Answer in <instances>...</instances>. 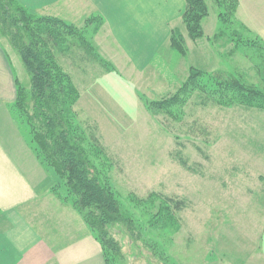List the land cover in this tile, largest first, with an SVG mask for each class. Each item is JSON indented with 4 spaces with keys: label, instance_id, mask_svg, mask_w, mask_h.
Instances as JSON below:
<instances>
[{
    "label": "rangeland",
    "instance_id": "obj_1",
    "mask_svg": "<svg viewBox=\"0 0 264 264\" xmlns=\"http://www.w3.org/2000/svg\"><path fill=\"white\" fill-rule=\"evenodd\" d=\"M204 3L208 14L201 20L202 37L193 41L185 26L184 35L172 29L183 38L184 56L174 51L169 41L175 55L186 58V42L199 44L198 40L205 39L201 47L208 49L200 51L195 46L189 54V61L199 63L198 67H189L183 81L169 82V86L163 85L166 71L156 74L159 83L138 93L135 107L125 106L132 95L123 89L122 81L115 80L120 74L105 58L100 41L94 42L98 31L92 33L91 28L97 21L89 23L87 18L67 24L84 31L82 36L93 42L96 55L111 64L110 72L79 49L67 52V43L74 37L60 27L56 34L50 32L52 38L42 45L45 51H54L58 67L77 89L75 132L88 153L91 173L99 177L132 221L130 226L113 223L106 227L118 247L111 264H264V110L236 102L203 104L205 97L197 92L175 98L170 116L147 107V102L179 95L192 69L206 74L224 72L264 92V0H241V18L247 25L238 20L237 0V23L219 33L216 3ZM31 14L53 18L47 13ZM180 20L183 24L182 15ZM210 20L216 23L212 34ZM0 44L12 58L17 84L29 91L30 75L1 31ZM152 77L147 75L144 81ZM124 83L130 86L136 82ZM108 89L109 96L104 94ZM18 126L26 136L27 128ZM168 199L181 202L182 208L176 210Z\"/></svg>",
    "mask_w": 264,
    "mask_h": 264
},
{
    "label": "crops",
    "instance_id": "obj_2",
    "mask_svg": "<svg viewBox=\"0 0 264 264\" xmlns=\"http://www.w3.org/2000/svg\"><path fill=\"white\" fill-rule=\"evenodd\" d=\"M16 1L33 14L47 13L70 24L100 16L103 23L94 42L100 41L105 58L120 74L115 80L122 81L123 89L132 95L127 107L137 106L138 93L158 84L155 75L162 71L168 73L165 86L183 81L188 68L199 64L189 61L192 49L209 48L201 47L205 40L202 38L199 44L186 42V58L177 57L170 49L172 29L177 28L183 35L185 32L180 20L184 0ZM238 1V20L247 25L241 18L242 4ZM242 15L247 19L243 12ZM215 27V21L210 20V34ZM202 28L209 39L204 21ZM207 60L211 61L209 57ZM147 75H154L152 82L144 81ZM130 80L136 83H124ZM16 83L12 58L0 44V264H105L100 243L82 216L53 194V188L61 184L58 175L40 164L12 116ZM108 91H104L107 96L111 95ZM84 102L86 106L88 102ZM59 193L65 196L63 188Z\"/></svg>",
    "mask_w": 264,
    "mask_h": 264
},
{
    "label": "trees",
    "instance_id": "obj_3",
    "mask_svg": "<svg viewBox=\"0 0 264 264\" xmlns=\"http://www.w3.org/2000/svg\"><path fill=\"white\" fill-rule=\"evenodd\" d=\"M214 1L218 8L219 33L223 31V27L236 22L234 14L237 0ZM184 2L182 21L188 36L194 41L202 37L201 20L207 16L208 10L204 0ZM88 21H97L98 24L91 28V32L96 33L102 20L90 17ZM59 27L64 34L74 37L71 44L67 43V52L72 48L79 49L87 59L103 67L105 72L112 71L108 68L111 64H107V61H103L93 51V42L82 36L84 31L81 29L78 31L75 26L58 18L36 17L15 0H0V31L18 53L30 75L31 83L29 91L16 83L11 113L20 126L27 128V142L40 164L53 169L58 175L61 184L53 188V194L82 216L90 232L100 243L104 262L111 264L118 247L109 237L106 227L113 223L130 226L132 221L122 212L99 177L91 173L88 153L75 132L76 114L73 108L78 97L77 89L70 77L58 67L54 51L51 54L42 48L45 40L52 38L50 32L56 34ZM41 31L44 34H40ZM217 37L218 34H215L213 39L216 40ZM169 41L174 51L181 56L186 54L187 49L179 33L172 30ZM55 50L63 54L61 49ZM190 92L203 95V104L209 101L223 105L236 102L244 107L264 110V92L256 91L242 83L240 78L231 77L224 72L206 74L195 69L190 71L179 95L171 100L147 102V107L152 112L170 116V106L176 104L172 103L173 100ZM61 187L65 190V196L62 197L59 193ZM167 202L176 210L182 208L179 201L168 199Z\"/></svg>",
    "mask_w": 264,
    "mask_h": 264
}]
</instances>
